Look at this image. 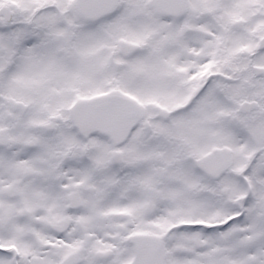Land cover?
<instances>
[{"label":"snow or ice","instance_id":"6c2138e0","mask_svg":"<svg viewBox=\"0 0 264 264\" xmlns=\"http://www.w3.org/2000/svg\"><path fill=\"white\" fill-rule=\"evenodd\" d=\"M0 264H264V0H0Z\"/></svg>","mask_w":264,"mask_h":264}]
</instances>
